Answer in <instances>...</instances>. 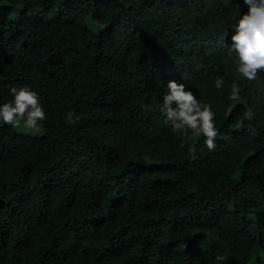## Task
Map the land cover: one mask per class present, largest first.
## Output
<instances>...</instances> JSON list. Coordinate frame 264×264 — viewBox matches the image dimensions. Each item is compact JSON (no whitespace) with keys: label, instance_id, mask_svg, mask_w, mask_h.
<instances>
[{"label":"trees","instance_id":"trees-1","mask_svg":"<svg viewBox=\"0 0 264 264\" xmlns=\"http://www.w3.org/2000/svg\"><path fill=\"white\" fill-rule=\"evenodd\" d=\"M247 11L0 0V105L29 87L46 114L38 136L0 120V264H264V72L227 52ZM172 79L211 105L214 149L166 122Z\"/></svg>","mask_w":264,"mask_h":264},{"label":"clouds","instance_id":"clouds-1","mask_svg":"<svg viewBox=\"0 0 264 264\" xmlns=\"http://www.w3.org/2000/svg\"><path fill=\"white\" fill-rule=\"evenodd\" d=\"M243 2L248 5V11L243 13L233 26L227 52L229 56L233 53L238 56L237 72L247 80H255L260 72H264V0ZM222 85L223 80L218 78L216 87L220 88ZM10 91L13 101L0 105V120L13 127H20L23 120L26 129L39 131L40 122L46 119L39 94L29 87H12ZM240 91V87L233 84L230 99H236ZM161 111L174 133L181 137L188 135L189 131L203 135L208 149L215 148L218 130L211 105L199 101L184 84L174 79L167 82ZM74 116V112H69L67 121L76 123L79 117Z\"/></svg>","mask_w":264,"mask_h":264},{"label":"rangeland","instance_id":"rangeland-1","mask_svg":"<svg viewBox=\"0 0 264 264\" xmlns=\"http://www.w3.org/2000/svg\"><path fill=\"white\" fill-rule=\"evenodd\" d=\"M88 21H89L88 24H89L90 28H93L95 31H98L100 29V27L95 25V22H93L91 20H88ZM15 129L21 134L31 135V136H38V135H40L42 133V128L41 127H40L39 131H37V132H33L30 129H26L24 127V121L23 120L21 121L20 127H15Z\"/></svg>","mask_w":264,"mask_h":264}]
</instances>
